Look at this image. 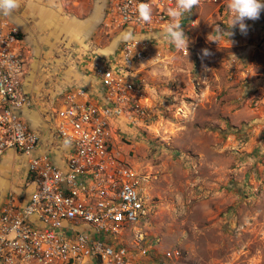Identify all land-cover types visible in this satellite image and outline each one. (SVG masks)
Listing matches in <instances>:
<instances>
[{
    "label": "built area",
    "instance_id": "2783aa9c",
    "mask_svg": "<svg viewBox=\"0 0 264 264\" xmlns=\"http://www.w3.org/2000/svg\"><path fill=\"white\" fill-rule=\"evenodd\" d=\"M142 4L151 7L150 23L139 19ZM204 4L225 7L222 0H200ZM175 5L176 0H109L104 27L159 33ZM225 32L238 33L228 27ZM22 43L19 28L0 17V160L10 151L27 157L29 192H9L0 206V264H177L183 250L165 247L153 233L149 177L132 167L120 147L125 133L150 117V85L136 66L167 67L174 45L136 37L123 40L110 56L90 58L97 94L80 85L57 96L54 127L71 146L64 169L40 152L42 136L23 114L34 101L24 89ZM191 52L190 45L188 55L177 50ZM252 105L264 114V97Z\"/></svg>",
    "mask_w": 264,
    "mask_h": 264
},
{
    "label": "rangeland",
    "instance_id": "374dc122",
    "mask_svg": "<svg viewBox=\"0 0 264 264\" xmlns=\"http://www.w3.org/2000/svg\"><path fill=\"white\" fill-rule=\"evenodd\" d=\"M111 30L113 37L124 31ZM65 48L57 53L70 50L66 70L59 72L67 78L81 73L82 58L74 47ZM146 68L149 91L159 83L163 93L146 124L126 131L120 147L132 167L149 177L153 233L165 247L183 250L177 264H264V114L252 105L264 94L247 90L239 98L241 86L230 85L226 74V82L197 102L194 94L204 92L190 70L183 72L185 80L166 67ZM251 124L243 138L241 130Z\"/></svg>",
    "mask_w": 264,
    "mask_h": 264
},
{
    "label": "crops",
    "instance_id": "0c3cea01",
    "mask_svg": "<svg viewBox=\"0 0 264 264\" xmlns=\"http://www.w3.org/2000/svg\"><path fill=\"white\" fill-rule=\"evenodd\" d=\"M108 1L20 0L19 7L11 15L0 14L1 18L17 26L23 37L22 54L27 63L24 89L34 101L30 109L24 110V117L32 129L42 136L40 152L50 154L60 168H66L71 146L60 139L54 127V111L57 108L53 104L59 102L55 99L59 94L55 92L65 84H70L67 88L81 85L97 94L99 82L93 72L90 58L97 55L107 57L116 53L127 32L154 42L160 40L157 38L160 32L147 34L133 28L118 31L113 37V30L104 27ZM222 1L225 3L223 9L213 4L198 5L180 20L192 49L189 56L185 58L181 56L175 46L170 47L167 52L169 66L165 70L169 69V73H175V77L178 79L184 77L185 80L187 75H183V72L190 70L195 82L201 86L204 93L194 94L197 102L204 101L206 91L225 81L223 77L226 74L232 80L230 85L241 86L243 93L239 98L246 95L247 90L251 93L259 91L258 93L264 94V10L258 19L245 21L246 33H241L237 26L236 35L227 37L225 34L217 44L210 41L215 39L214 29L218 25L225 31L230 20L228 0ZM261 3H264V0H261ZM194 19L197 20V25L192 27L190 21ZM109 34L111 36H108ZM65 46L74 47L77 55L82 58L81 73L70 72L67 78L59 75V72L66 70L64 65L65 61H70V53L68 54L70 50L66 52L63 50V55L57 53L58 48ZM204 49L210 54L205 56ZM149 66L151 65L145 63L138 64L136 71L144 74L146 67ZM39 68L43 72L39 73ZM146 72L149 73L148 70ZM158 88L159 83H154L148 93L147 106L150 110L154 109V104L163 93V89L158 91ZM195 108L192 102L190 109ZM241 135L246 138L250 134L241 132ZM27 168V157L14 151L6 153L0 160V206L9 192L25 195Z\"/></svg>",
    "mask_w": 264,
    "mask_h": 264
},
{
    "label": "clouds",
    "instance_id": "9594fccd",
    "mask_svg": "<svg viewBox=\"0 0 264 264\" xmlns=\"http://www.w3.org/2000/svg\"><path fill=\"white\" fill-rule=\"evenodd\" d=\"M20 0H0V14L9 16L19 7ZM200 4V0H176V5L167 10L169 21L158 34L159 39L174 45L178 51L187 53L189 39L185 35L180 20L186 13H190L193 7ZM227 7L230 12V20L227 24L229 29L239 27L241 33H246L247 25L246 20H256L259 18L260 13L264 10V3L261 0H228ZM139 19L145 23H150L152 19L151 7L148 4H142L138 8ZM216 33L215 39L210 41L219 43V40L226 34L227 37L233 35L232 32H225L218 25L214 29ZM126 40L136 39L132 32H127L124 35ZM141 40H138L139 42ZM205 56L209 55L207 49L203 50Z\"/></svg>",
    "mask_w": 264,
    "mask_h": 264
}]
</instances>
